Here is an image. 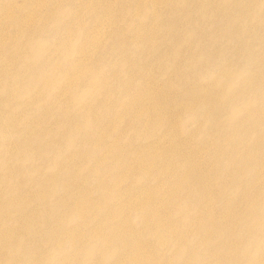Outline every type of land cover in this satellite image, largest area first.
Listing matches in <instances>:
<instances>
[{"label": "rangeland", "instance_id": "obj_1", "mask_svg": "<svg viewBox=\"0 0 264 264\" xmlns=\"http://www.w3.org/2000/svg\"><path fill=\"white\" fill-rule=\"evenodd\" d=\"M0 64V264H264V0H0Z\"/></svg>", "mask_w": 264, "mask_h": 264}, {"label": "bare ground", "instance_id": "obj_2", "mask_svg": "<svg viewBox=\"0 0 264 264\" xmlns=\"http://www.w3.org/2000/svg\"><path fill=\"white\" fill-rule=\"evenodd\" d=\"M199 23H200V22H199ZM205 33H206V32H205ZM213 37H214V36H213ZM216 37H217V36H216ZM227 37H228V36H227ZM210 38H211V37H210ZM207 39H208V38H207ZM204 53H205V52H204ZM210 55H212V54H210ZM3 56H4V55H3ZM218 56H219V55H218ZM10 59H11V58H10ZM217 59H218V58H217ZM238 59H239V57H238ZM8 60H9V59H8ZM11 60H13V59H11ZM236 60H237V59H236ZM236 60H235V61H236ZM242 61H243V60H242ZM9 62H10V61H9ZM14 62H15V61H14ZM14 62L11 63L12 66H13V63H14ZM17 62H18V61H16V63H17ZM248 62H249V61H248ZM262 62H263V60H262ZM210 63H211V62H210ZM1 64H2V63H1ZM1 64H0V66H2ZM7 64H8V63H7ZM7 64H6V65H7ZM11 64H10V65H11ZM251 65H252V64H251ZM3 66H4V65H3ZM3 66H2V67H3ZM7 66H8V65H7ZM259 66H260V65H259ZM196 67H197V66H196ZM0 69H1V68H0ZM4 70H5V66H4ZM4 70H3V72H4V73H7V72L4 71ZM0 71H2V70H0ZM206 71H207V70H206ZM246 72H247V71H246ZM248 72H249V71H248ZM0 73H1V72H0ZM4 73H2V74H4ZM10 74H11V73H10ZM0 75H1V74H0ZM6 75H7V74H6ZM2 77H3V76H2ZM2 77H1V78H2ZM231 79H232V78H231ZM1 81H2V79H1ZM229 81H230V80H229ZM216 82H217V81H216ZM0 83H2V82H0ZM194 83L197 84V83H199V82H194ZM232 83H233V82H232ZM243 83H244V82H243ZM200 84L202 85V83H200ZM245 84H248V83H245ZM256 84H257V83H256ZM256 84H254V85H256ZM229 85H230V84H229ZM240 85H241V84H240ZM257 85H258V86H255L256 88L259 87V84H257ZM197 86H198V85H197ZM245 86H246V85H245ZM239 88H240V87H239ZM245 88H246V87H245ZM260 88H261V87H260ZM16 89H17V88H16ZM242 89H243V87H242ZM242 89H241V90H242ZM246 89H247V88H246ZM247 91H248V90H247ZM250 92H251V91H250ZM244 94H245V93H244ZM244 94H243V95H244ZM258 95H259V93H258ZM258 95H257V96H258ZM206 96H207V97H206L207 99H205V100H209V101H210V100H214V98H213V94H212V95L209 94V95H206ZM1 97H2V96H0V98H1ZM3 97H4V96H3ZM17 97H18V95H17ZM203 97H205V96H203ZM197 98H198V99H201V97L199 98L198 96H197L196 98H194V99L196 100ZM3 99H4V98H3ZM254 99H255V98H254ZM0 101H1V100H0ZM198 101H199V100H198ZM201 101H202V100H201ZM1 102H2V101H1ZM202 102H204V99H203ZM207 102H208V101H207ZM205 103H206V102H205ZM222 104H223V103H222ZM226 105H227V104H226ZM225 107H226V106H225ZM67 126H68V125H67ZM7 159H8V158H7ZM2 163H3V162H2ZM9 164H10V163H9ZM0 165H2V164H1V160H0ZM5 166H6V165H5ZM8 166H9V165H8ZM0 168H1V167H0ZM17 168H19V167H17ZM15 169H16V168H15ZM16 170H17V169H16ZM16 170H15V171H16ZM18 172H19V171H18ZM253 264H254V262H253Z\"/></svg>", "mask_w": 264, "mask_h": 264}]
</instances>
